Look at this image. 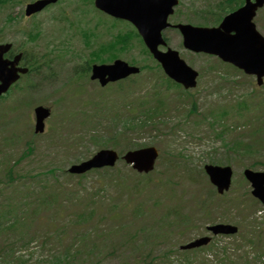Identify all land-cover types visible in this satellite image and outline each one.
Here are the masks:
<instances>
[{
    "label": "rangeland",
    "instance_id": "obj_1",
    "mask_svg": "<svg viewBox=\"0 0 264 264\" xmlns=\"http://www.w3.org/2000/svg\"><path fill=\"white\" fill-rule=\"evenodd\" d=\"M27 1L8 5L7 11L18 15ZM72 1L65 0L67 5ZM182 1L189 3L188 0ZM4 5V0H0V9ZM202 5V1H197L194 8ZM56 9L45 11L34 20L20 19L19 23H14L18 18L9 17L7 11L4 18L3 10H0V40L20 47L25 37L17 33L14 26L42 24L46 31ZM3 18L6 24H13L3 25ZM107 22L122 24L111 19ZM121 26L127 28V25ZM51 29L52 40L49 45H53V40L59 36L57 25H52ZM73 32L68 33L70 46L75 51H82L80 38ZM35 42L36 45L25 46L26 54L43 56L45 41ZM131 56L136 57L140 64L146 63L136 50L131 51ZM83 61L53 60V81L35 90L24 89L21 82L6 100L0 101V264H43L51 260L54 254L62 253L66 246L74 249L73 237L77 231L89 227H94L97 232L92 235L89 244L76 253L72 264H95L96 260L97 264H255L248 259L243 247L249 245L252 253L264 256V216L257 217V213L264 212V209L249 196L250 188L242 178V171L249 168L264 173V85L257 88L254 78L237 74L218 64L211 72L214 60H189L190 65L201 73L198 88L191 92L192 98L187 97L189 100L182 99L184 94L177 87V96V93L165 88L156 77L157 71L152 78L155 80L153 83H148L150 72L145 71L138 78L134 89L128 87L133 83L123 85L122 88L126 89L124 96L116 92V86L104 91L96 83H93L95 88L90 87L91 83L81 72L82 68L73 69ZM70 77L72 97L97 103L103 101L101 111L105 119H96L93 123L94 116L91 114L97 112L96 108L91 109L93 107L89 106L81 111L76 107L77 104L71 110V116L65 119L64 114L71 105L59 102L69 98L66 83ZM134 79L136 82L137 78ZM154 83L165 98L157 104L159 111L164 109V104L166 110L154 119L155 125L150 123L143 130L127 132L125 138L117 135V131L123 130V123L129 115H138L139 120L144 118L140 113L134 114L130 105L127 106V114L124 104L139 102L140 93L143 90L153 91ZM97 94L101 96L96 98ZM192 99L196 110L189 117L187 111L192 109ZM176 100L180 103L176 104ZM87 104L88 101H85L84 107ZM37 105L49 107L52 115L47 121L46 133L32 137L33 121L30 122V119ZM147 105H152V102ZM219 110H223L226 116ZM86 116H90L89 120ZM114 116L116 121L112 123ZM27 123L30 125L27 126ZM225 128L227 130L221 140L216 135ZM29 138L33 139L32 154L12 165V175L5 176L11 163L25 150V142ZM93 138H98L97 142ZM236 142L241 149L229 151L226 148L234 146ZM136 145L153 146L159 151L155 170L149 178L137 176L123 162L117 164L118 173L110 172L102 178L92 173L80 180V184L76 183L77 178L64 173L69 165L88 159L102 146L104 149L124 152L133 150ZM206 164L228 165L233 169L235 184L225 196L218 198L212 194L213 188L209 186L206 176L201 175ZM47 169H53L54 175L43 176ZM39 175V181L27 180ZM169 180L173 182V191L166 193L163 183L167 184ZM148 182H151V186L147 185ZM31 189L35 191L34 197L25 200L19 197L20 193ZM55 190L58 194L56 202L49 206L44 204L40 209L33 203L38 192L43 197ZM76 191L79 193L73 200L71 193ZM157 201L161 206L155 209L153 203ZM11 203L22 208L24 222L32 218L28 224L29 231H25L26 235L20 239L17 233L2 229L8 217L2 210ZM61 203L64 208L60 206ZM93 204L97 208V218L80 228L73 224L75 214ZM172 204L177 207L178 218L169 216L162 223H157L164 207ZM13 205L11 207L16 208ZM140 205L145 208V212L135 215ZM35 207L38 212L36 215L31 212ZM11 214L15 216L16 209ZM16 221L14 227L19 226L21 217ZM213 223H227L238 228L236 235L231 238V245L227 246V250L224 249L223 257H206L214 250V243L206 249L193 252L178 250L180 245L206 235L205 226ZM137 230H142V233L137 234L134 240L125 242V237ZM58 235H63V238L56 241ZM43 239L48 241L44 248ZM60 241H63L61 245ZM12 244V252L6 250L1 254L5 245ZM145 254L147 256L144 258ZM151 256L157 260L149 261Z\"/></svg>",
    "mask_w": 264,
    "mask_h": 264
},
{
    "label": "water",
    "instance_id": "obj_2",
    "mask_svg": "<svg viewBox=\"0 0 264 264\" xmlns=\"http://www.w3.org/2000/svg\"><path fill=\"white\" fill-rule=\"evenodd\" d=\"M50 1L37 2L30 9L31 12L40 10L45 4ZM261 5L264 0H260ZM110 2L112 8L110 7ZM108 8L113 10V14L116 17H123L132 21L137 27L139 33L144 39L147 47L154 53L155 46L160 43V31L165 27L164 22L166 16L171 12V7L175 5L174 0H108L106 2ZM255 6L249 7L246 5L239 11H236L230 17H228L220 26V29L212 32H204L201 29H194L191 27L180 26L179 29L183 35L184 45L187 49L192 51H205L219 56L223 61L229 62L239 69H242L247 74L257 75L258 84L261 83V78L264 76V43L262 39L255 33L251 27L250 20L253 17V11ZM28 12V11H27ZM237 21H243L244 25L242 30H245V34L251 36V44L247 47H242L240 55H236V49L234 47L233 39L224 37H215L210 33H216V35L222 36L219 32L221 30L225 33L232 29V26ZM237 33H241V29L236 30ZM213 40H217L215 45L211 44ZM206 37V38H205ZM205 38L206 44L202 42ZM245 50V55H244ZM3 48H0V57L3 53ZM161 63L165 71L171 77L180 79L186 73L184 69L177 66L179 62L177 60H161ZM1 71V68H0ZM136 70L128 68L125 64L116 61L111 67H98L93 69L92 78L100 79L101 85H104L107 81H114L130 73H135ZM108 75L106 80H103V75ZM179 75V76H178ZM178 76V77H177ZM17 79L13 69L7 70V88ZM4 80H6L4 78ZM3 80V81H4ZM5 86V88H6ZM3 90H0V92ZM36 114V128L35 131H42V121L48 116V112L42 108L35 110ZM156 158V152L153 149H144L134 152H128L124 157V161L128 164H132L133 169L137 172H148L152 169L154 159ZM117 159V155L112 151H102L95 155L90 161L82 164L79 168H72L71 172H83L92 167L112 166ZM211 183H213L219 193L227 190L230 182V171L228 168H206ZM245 176L251 182L253 191L252 195L260 199L264 203V175L253 174L249 171L245 172ZM214 234L223 233L231 234L236 230L227 226L217 225L209 228ZM208 239L196 240L187 246L186 249L200 247L208 243Z\"/></svg>",
    "mask_w": 264,
    "mask_h": 264
},
{
    "label": "trees",
    "instance_id": "obj_3",
    "mask_svg": "<svg viewBox=\"0 0 264 264\" xmlns=\"http://www.w3.org/2000/svg\"><path fill=\"white\" fill-rule=\"evenodd\" d=\"M124 40H121V39H118L116 41H111L108 43L107 45V50H108V53L109 55L111 54L112 51H116V50H121L123 49V47H125V44H123ZM113 58H115V56H111L109 59L112 60ZM239 144H235L234 145V149L238 147ZM153 207L156 208H159L161 205H159V203H156L155 202L153 203ZM177 207L175 205H169V206H166L164 207L163 209V213L160 215V217H158V220H157V223H162L164 219H166L168 216H170L171 213L175 212V209ZM144 207L142 205H140L138 207V209L135 210V215H142L144 214ZM150 210V209H149ZM148 210V211H149ZM147 213V212H146ZM94 213L93 212H89L88 214H85L83 216H81L79 218V220H76V222L79 223V225H83L85 224V222L87 221H91L93 218H94ZM100 219H103V218H100ZM96 231H94L95 233ZM142 233V230H137V232L134 234H129L127 237H125V242L127 241H130V240H134L135 238H137V234H140ZM90 236V235H89ZM158 236V235H157ZM147 256V255H146ZM149 256V255H148ZM71 259V254L68 250H65L64 254L61 256V258H58L56 261L57 263H60V261H64L65 263L69 262ZM153 258L152 257H149V260H152ZM60 260V261H59Z\"/></svg>",
    "mask_w": 264,
    "mask_h": 264
},
{
    "label": "flooded vegetation",
    "instance_id": "obj_4",
    "mask_svg": "<svg viewBox=\"0 0 264 264\" xmlns=\"http://www.w3.org/2000/svg\"><path fill=\"white\" fill-rule=\"evenodd\" d=\"M244 1L245 0H222L218 5L214 6V9L219 8V6L223 3L225 5L230 4V6L236 7V9H238L244 4ZM251 1L254 2V0H251ZM190 17L193 19V22L187 21L184 23H189V24L191 23V25L197 26V27H213L219 24V22L215 23V20L218 19L217 14H212L210 12L203 13V14H200V13L191 14ZM254 23L257 26L258 31L260 33H264V6L256 11ZM174 25H176V23L172 24V26ZM163 37H165L164 39H166L165 35Z\"/></svg>",
    "mask_w": 264,
    "mask_h": 264
}]
</instances>
